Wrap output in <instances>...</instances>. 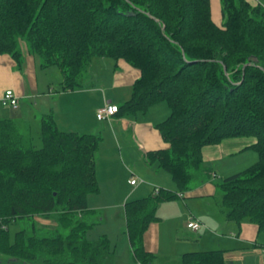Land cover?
<instances>
[{
	"label": "trees",
	"instance_id": "trees-1",
	"mask_svg": "<svg viewBox=\"0 0 264 264\" xmlns=\"http://www.w3.org/2000/svg\"><path fill=\"white\" fill-rule=\"evenodd\" d=\"M221 13L218 24L210 0H0V55L18 69L20 39L42 68H58L62 92L83 87L92 59L123 60L139 77L115 116L167 106L169 115L155 125L167 147L146 158L175 189L124 204L136 264L153 258L143 236L159 220L158 205L178 199L195 178L202 184L209 177L202 148L226 139L253 138L257 161L215 184L219 205L227 221H247L264 235V4L221 0ZM39 134L35 148L28 131L0 119V255L10 258L0 264H100L113 253L106 235L88 239L98 224L87 197L99 191L100 138L60 131L52 115L41 118ZM181 264L225 260L222 250L196 251Z\"/></svg>",
	"mask_w": 264,
	"mask_h": 264
},
{
	"label": "crops",
	"instance_id": "crops-1",
	"mask_svg": "<svg viewBox=\"0 0 264 264\" xmlns=\"http://www.w3.org/2000/svg\"><path fill=\"white\" fill-rule=\"evenodd\" d=\"M22 57L18 69L11 56L0 55V119H13L24 132L30 133L32 139L33 135L39 134L41 118L46 115H52L60 131L103 138L95 159L99 191L87 197V207L98 217V224L89 231L88 239L91 235L96 240L106 235L113 253L105 262L133 264L125 232L124 204L153 196L155 188L175 189L169 174L146 158L147 152L167 147L155 129V125L169 115L167 106L161 103L144 114L114 115L98 120L97 111L105 105L119 106L130 98L131 86L139 77L138 70L123 60L94 58L92 68L100 71L103 67L110 71L111 77L103 78L95 71L96 77L94 75L88 82L82 78V88L62 92L60 72L42 68L39 59L24 48ZM8 90L18 98L17 109L1 105ZM254 143L253 138H234L202 148L203 166L209 177L202 184H194L182 197L158 205L156 215L159 220L152 223L143 236L144 249L153 255L148 264H181V256L194 249L222 250L225 264H264V248L262 243H257L264 235L259 239L261 234H257L256 227L247 221L240 225L227 221L219 205L220 195L215 198V184L219 179L227 178L229 173L237 171L236 168L242 169L245 162L247 165L256 161L254 155H249ZM144 163L147 173L141 174L139 166ZM210 173L217 178H211ZM136 178L139 181L131 185L129 181ZM96 210L99 213L96 214ZM189 220L199 222L202 227L198 231L188 229ZM166 224L177 245L159 250Z\"/></svg>",
	"mask_w": 264,
	"mask_h": 264
},
{
	"label": "rangeland",
	"instance_id": "rangeland-1",
	"mask_svg": "<svg viewBox=\"0 0 264 264\" xmlns=\"http://www.w3.org/2000/svg\"><path fill=\"white\" fill-rule=\"evenodd\" d=\"M248 1H250V2L253 3V4H264V0H248ZM210 6H211V16H212V19H213L215 22H217L218 24L222 23L221 0H210ZM23 48H24L25 50H27V43H26L25 40L20 39V40H19V50L22 51ZM109 61H111V60H109ZM44 69H47V71H49V69H52V71H55V72L59 73V70H58V68H57L56 66H49V67L44 68ZM100 69H101L100 71H99L98 69H97V71H96V69H95L94 67L92 68V66L90 65L89 69L84 73V75H83L82 78H85L84 80L88 82V80H90V78H92L94 75H95V77H96V74L94 73L95 71H96L97 74H100V76L103 77V78H110V77H111L110 71H108L107 69L104 70L103 67H102V68L100 67ZM98 72H99V73H98ZM53 73H54V72H53ZM51 77H53V75H52ZM86 79H87V80H86ZM85 81H84V82H85ZM161 105H163V103H162ZM4 109H8V108H4ZM8 110H9V109H8ZM97 136L100 138V143H99V145H100V144H102V142H103V138H101L100 135H97ZM101 139H102V140H101ZM32 145H33L35 148H40V147H41L40 134H38V135H36V136L33 135ZM250 153H251V152H250ZM96 155H97V153H96ZM249 155H254L255 158H256L255 160L257 161V154H256L254 151H252V153L249 154ZM249 157H250V156H249ZM256 161H255V162H256ZM255 162H253V163L249 162V163H247V165H246V162L243 163V164H242L243 168H242V166H241L242 169H238V168H236L235 170H237V171H233V174H232V173H229V176H232V175H234V174H236V173H238V172H241L242 170H245L246 168H248V167H250L251 165H253ZM139 163H140V162H137V165H139ZM244 164H245L246 167H244ZM139 168H140L139 172H140L141 174L147 173V172H146L145 163H144V165L139 166ZM239 168H240V167H239ZM238 170H239V171H238ZM234 172H236V173H234ZM230 174H231V175H230ZM229 176H228V177H229ZM136 177H137V176H136ZM137 179H138V178H136V180H137ZM222 179H224V178L219 179V181L222 180ZM137 181H139V179H138ZM196 181H197V178L194 179V182L192 181V182H193V185H194V183H197ZM219 181H217V183H218ZM97 183H98V181H97ZM98 186H99V184H98ZM215 188H216V186H215ZM219 195H220V192H219L218 189H217V197H215V198L217 199ZM219 199H220V196H219ZM194 201H195V202H198V200H194ZM196 204H197V203H194V205H196ZM197 206H199V205H197ZM99 211H100V210H99ZM95 212H96V214L99 213L98 210H96ZM40 223L43 224L44 226H50L53 222H52L51 220H49V219H44V220L40 221ZM102 227H104V226H102ZM19 228H20V226L17 225V224L12 225V226L9 227V232H10L11 237L13 236V234H14ZM211 230H212V232H215L212 228H211ZM96 231H98V229H97ZM100 231H101V230H100ZM162 231H163V232H162V237L160 238V244H159L160 247H159V250H161V249H166V248H169V247H174L175 245H177V244H175V241H176V240H174V237L171 235L170 231L167 229V224H166V226H164V228H163ZM225 234H227V233H225ZM92 236H94V235H91V237H92ZM262 236H263V234H261V236H259V239H260V237H262ZM91 237H89L90 240H92V241L96 240V239H92ZM257 243H262V246H263V245H264V236H263V240H261V241H259V240L257 239ZM250 249H251V248H250ZM256 249H258V248H256ZM198 251H200V250H198ZM189 252H196V251H195V249H194V251H189ZM154 254H155V253H154ZM155 256H157V255L155 254ZM107 259H109V257H107V258H101V263H100V264H114V261H113V260H110V261H108V262H105V261H107ZM9 260H10L9 257L1 256V255H0V261H2V262H9ZM16 264H21V262H17ZM23 264H32V263H23ZM115 264H116V263H115ZM133 264H136V263H133Z\"/></svg>",
	"mask_w": 264,
	"mask_h": 264
},
{
	"label": "built area",
	"instance_id": "built-area-1",
	"mask_svg": "<svg viewBox=\"0 0 264 264\" xmlns=\"http://www.w3.org/2000/svg\"><path fill=\"white\" fill-rule=\"evenodd\" d=\"M1 105L4 107H9L11 109H17L18 108V98L13 94L12 91H6L1 99ZM118 111L116 105H105L102 109L97 111L96 117L98 120H104L109 119L110 117L114 116L116 112ZM211 178H217V175L214 173H210ZM131 185H135L137 183V180L131 179L129 181ZM158 188L154 189V192H158ZM179 197H182V195H179ZM188 229H191L193 231H198L202 225L199 222L189 220L186 224Z\"/></svg>",
	"mask_w": 264,
	"mask_h": 264
}]
</instances>
